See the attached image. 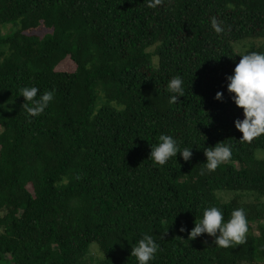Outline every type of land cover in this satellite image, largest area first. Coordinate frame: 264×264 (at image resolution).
I'll return each instance as SVG.
<instances>
[{
  "label": "trees",
  "instance_id": "trees-1",
  "mask_svg": "<svg viewBox=\"0 0 264 264\" xmlns=\"http://www.w3.org/2000/svg\"><path fill=\"white\" fill-rule=\"evenodd\" d=\"M149 3L0 0V26L15 28L0 37V264H87L93 244L95 264H137L131 247L145 233L160 244L151 264H264V136L239 142L243 110L226 84L239 55L264 53V0ZM40 26L48 37L27 34ZM248 40L238 54L234 44ZM174 76L185 86L177 104L166 89ZM26 86L55 92L30 119ZM161 134L192 148L191 159L154 166ZM223 141L231 160L201 175L204 149ZM209 206L225 221L244 208L246 243L189 240Z\"/></svg>",
  "mask_w": 264,
  "mask_h": 264
},
{
  "label": "clouds",
  "instance_id": "clouds-1",
  "mask_svg": "<svg viewBox=\"0 0 264 264\" xmlns=\"http://www.w3.org/2000/svg\"><path fill=\"white\" fill-rule=\"evenodd\" d=\"M162 0H154L149 7L160 5ZM211 28L219 35L225 29L223 22L215 17L211 18ZM233 74L226 77L227 93L232 103L238 109H242L243 119L234 121V128L241 134L240 143H251L255 139L264 136V53L249 52L239 55ZM166 89L170 94L169 102L177 104L178 98L184 97V80L180 76H174L169 80ZM23 97V108L30 119L40 116L54 100V90L40 94V89L35 86H26L20 90ZM223 93L217 92L214 99L222 102ZM180 155L185 162L192 156V148L180 147V143L172 135L161 134L158 142L151 146L148 159L154 166L163 167L172 158ZM233 145L219 142L213 147L204 149L206 162L201 170V175L214 172L222 164L231 160ZM248 219L244 208L231 211L230 217L225 221L223 211L216 206L205 207L202 216L195 219L194 227L188 235L189 240L196 239L202 234L215 237L214 245L218 248L228 249L246 243L248 233ZM180 231H184L183 228ZM163 239V237H162ZM160 250V244L153 236L145 233L137 243L131 247V256L137 264H151Z\"/></svg>",
  "mask_w": 264,
  "mask_h": 264
},
{
  "label": "rangeland",
  "instance_id": "rangeland-1",
  "mask_svg": "<svg viewBox=\"0 0 264 264\" xmlns=\"http://www.w3.org/2000/svg\"><path fill=\"white\" fill-rule=\"evenodd\" d=\"M15 28L12 26V24H8V25H4V26H0V37L6 36L7 34H9L11 31H14ZM51 32L44 28L43 26H40L38 29L33 30L31 32H28L27 34L29 36H37L39 38H46L49 36ZM252 43V40H248L247 42H242V43H238V44H234V49L238 54H242L244 53L248 48H249V43ZM62 69H67V70H71L72 66L69 64V62H66L64 64H62L61 66ZM98 88L96 89V93L98 96V104H101V98H102V94L98 93ZM0 133H1V129H0ZM255 158L259 159V160H264V150H256L255 151ZM218 197H221L223 200L228 201L229 199L232 198L231 194H220V192L216 193ZM245 202H253L254 198L250 197V196H245L244 198ZM264 201V200H263ZM91 249V254H90V259L87 260V264H95L96 261L99 259L100 255L97 251V246L95 244L91 245L90 247ZM91 261V262H90Z\"/></svg>",
  "mask_w": 264,
  "mask_h": 264
}]
</instances>
